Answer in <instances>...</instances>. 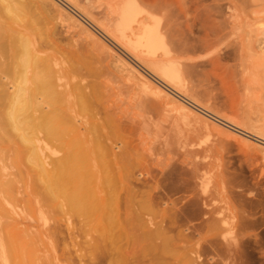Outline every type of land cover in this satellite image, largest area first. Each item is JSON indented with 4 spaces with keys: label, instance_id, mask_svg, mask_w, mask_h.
I'll return each instance as SVG.
<instances>
[{
    "label": "rangeland",
    "instance_id": "rangeland-1",
    "mask_svg": "<svg viewBox=\"0 0 264 264\" xmlns=\"http://www.w3.org/2000/svg\"><path fill=\"white\" fill-rule=\"evenodd\" d=\"M25 1L37 27L55 33L63 70L82 76L70 79L80 87L65 108L76 126L60 110L67 136L34 141L47 162L80 159L64 193L85 187L98 202L116 171L124 175L121 198L131 188L146 201L138 224L133 216L121 225L133 264H156L155 252L143 254L155 231L181 239L159 247L165 264H264V0ZM124 4L135 23L122 33ZM143 26L158 34L152 53L134 44ZM157 61L170 82L155 73ZM27 155L18 139H0V183H14L11 194L0 191V264H17L13 243L24 247L23 264H109L104 242L115 226L44 203Z\"/></svg>",
    "mask_w": 264,
    "mask_h": 264
},
{
    "label": "bare ground",
    "instance_id": "bare-ground-1",
    "mask_svg": "<svg viewBox=\"0 0 264 264\" xmlns=\"http://www.w3.org/2000/svg\"><path fill=\"white\" fill-rule=\"evenodd\" d=\"M67 1L70 4L75 5L74 0ZM124 2L125 1H123L122 4ZM78 3H81L80 0ZM70 4L66 3L65 5L68 6ZM127 7V4H124L122 7L120 5L118 9L119 13H117L119 16V18H117L119 24H117L116 27L118 28L117 30L122 33H124L125 30H130L131 25L135 23V19H132L134 20L132 23L129 22L131 19L127 16L129 15ZM149 9L151 10V8ZM31 13L32 8L30 2L25 0H0V139H5L7 141L14 138L18 139L19 144L21 145V152H28V157L26 158L29 159H27V161L31 165L33 164L37 171L34 184L39 189L41 199H44V203H47L50 207L56 208V210H63L64 215L67 211H74V213L85 219L97 220L99 224L101 223V228L115 226V232L112 234L110 233L109 237L108 234V240L104 242L105 249L109 251L106 253L107 261L109 264H133L136 253L130 251L129 248L124 245V237H128L129 234L121 225L124 222L127 223L131 217L136 216L138 214L137 209L144 206L146 201L137 199L138 195L135 192H132L131 188H127L126 195L121 198V191L123 190L121 184L124 183V175L120 174L118 170L116 171L117 181L115 183L110 182L112 180L108 181L109 184L106 187L109 190L105 193L106 195L104 194L98 199V202L94 201V197L91 191L89 192L88 188H83L81 186L76 187L72 194H65V187L68 185L75 186L77 181L75 174L76 166L78 164L77 161H80V159L74 161L72 157H70L71 152L69 153V151H67L70 154L69 156L65 155L63 158L55 159L53 162H47V157L42 154L43 149L34 145V141L35 139H38L37 137L39 135H41L42 138L55 140L60 136H62L61 138H64L63 135L67 136V133L60 128L58 123L61 116V114H59L60 110H64L63 115L71 121L73 126H76L73 117L67 112L69 108H65L69 99H73L71 96L75 87L78 88V91L80 87L77 86L78 84L71 86L69 81L71 82L72 80L70 79H73L74 75H76V77L80 78L79 80H82V76L70 68L63 70L64 60L58 55L57 51L54 50L55 33L44 27H37V19L29 17ZM72 19L73 18L70 16L67 17V15H63L62 22H68L66 26L68 29L74 27L75 21ZM101 21L103 20L101 19ZM107 23L109 24L108 21ZM157 35L158 34H156L152 28L143 26L140 29V32L134 35L136 36L134 44H138L139 46H142V49L146 48L148 52L152 53V51L156 49V42L158 40ZM86 36L93 43H98V41L87 32ZM171 48L174 49V47ZM153 56L154 55L152 54V57ZM152 64L155 66V73L163 78L164 81L166 80L170 82V76L164 68V64L158 61L152 62ZM69 73L72 77H67V74ZM84 85L83 87H85ZM80 90L86 91V88H80ZM83 91H81V93ZM85 94L86 97H84V95L81 97L84 102L80 99L82 103H84V106H86L84 98H87V93ZM87 102L89 106L94 104L93 102L90 105L91 101L89 100H87ZM81 106L83 105L81 104ZM95 107L96 106L93 107V110ZM192 107L194 108V105ZM203 114L206 115L205 113ZM206 116L208 117V115ZM82 120L85 121L84 119ZM73 132L74 131L71 130L69 134H72ZM95 133L97 132L95 131ZM77 136L79 139H89L87 133L78 134ZM91 137L93 138L94 136ZM54 143L57 144L58 142ZM69 150L71 151L72 147ZM72 151H74V149ZM111 172L113 171L111 170L110 173ZM109 185L110 188L108 187ZM13 188L14 183L12 182H6L5 184L0 183V191L7 195L11 194ZM62 199L63 201H60ZM38 201L40 204L41 201ZM97 203L104 205L102 209H99L100 211L96 208ZM140 211L141 210H139V212ZM135 219L138 220L140 217L137 219L136 216ZM136 222L138 224L139 220ZM133 225L134 224H132V226ZM132 226L131 228L136 225ZM104 229L101 231L105 234L107 229ZM159 229L160 228L158 227V230ZM158 232L159 231H155V233L146 234L147 236H145L144 239L145 242L148 243L147 246L143 248V254L147 252L149 254L155 252L153 256L156 259V264H165L162 258H164V254L167 253L162 250L158 252V249L161 245H167L169 248L171 242L174 244V241L178 240V237L177 239L174 238L175 240L173 241L170 236L168 237V232L165 234L162 232L159 233V235H163L162 242L159 244H153L151 241L156 234L158 235ZM129 233H131V231ZM134 233L131 234L134 235ZM134 236L137 238L138 235ZM158 236L156 237L158 238ZM138 238L140 239V236H138ZM135 240L139 241L138 239ZM13 244L12 247L18 261L17 264H23L25 261L23 254L24 247L18 243ZM178 246L179 245H177V247ZM166 250L168 249L166 248Z\"/></svg>",
    "mask_w": 264,
    "mask_h": 264
}]
</instances>
